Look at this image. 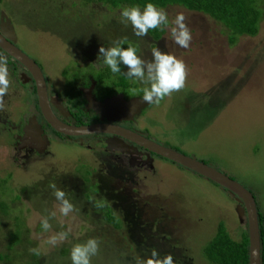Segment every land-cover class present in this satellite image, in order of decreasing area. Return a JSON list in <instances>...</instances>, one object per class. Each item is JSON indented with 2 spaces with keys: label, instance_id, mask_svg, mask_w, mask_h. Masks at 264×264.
<instances>
[{
  "label": "rangeland",
  "instance_id": "rangeland-1",
  "mask_svg": "<svg viewBox=\"0 0 264 264\" xmlns=\"http://www.w3.org/2000/svg\"><path fill=\"white\" fill-rule=\"evenodd\" d=\"M73 3L0 0V19L11 42L39 65L55 93L75 92L66 83L73 68L101 60L99 47H111L121 39L136 43L137 54L146 61L152 59L154 47L183 60L188 72L184 89L135 113V118L131 117L134 127L150 140L204 161L241 184L254 196L258 212L264 214V19L256 36L240 37L229 46L222 27L207 15L168 7L164 10L170 26L177 13L186 17L192 40L185 49L172 40L168 27L156 42L145 37L135 40L131 25L122 23L116 11L103 8L92 14ZM17 78L9 75L11 86L5 110L0 112V178L9 172L12 175L8 181L12 192L5 200L11 217L20 214L24 219L25 235L45 257V264H71V247L90 238L100 242L91 264H136L140 253L126 229L103 221L98 206L102 196L92 194L90 200L73 197L71 189L73 182L79 183L78 171L90 169L88 184L94 188V169L105 160L99 156L97 138L58 143L45 131L41 132V145L28 142L21 148L23 143L18 142L16 146L17 133L31 113L26 106L29 95ZM29 133L34 140L39 132ZM145 162L141 163V173L136 170L134 181L123 188L133 193L132 199L142 208L145 227L155 234L157 242L153 243L160 252L172 248L174 255L185 254L192 264H208L202 250L215 236L218 224L231 239L241 240L247 230L246 216L233 195L170 161L151 157ZM62 178L71 184L64 186ZM53 183L74 205L75 211L68 217L59 214L50 187ZM85 191L89 192L88 188ZM16 195H21L19 200H14ZM51 211L57 215L50 220L51 232L45 233L39 220ZM113 214L120 219L117 210ZM10 225L11 218L0 216V253H7ZM68 229L69 239L63 244L51 247L44 242L52 233ZM63 249L68 258L62 255Z\"/></svg>",
  "mask_w": 264,
  "mask_h": 264
},
{
  "label": "trees",
  "instance_id": "trees-1",
  "mask_svg": "<svg viewBox=\"0 0 264 264\" xmlns=\"http://www.w3.org/2000/svg\"><path fill=\"white\" fill-rule=\"evenodd\" d=\"M73 2L72 5H78V7L82 9L88 8L92 14L104 8L110 12L116 11L119 15L124 7L138 5L141 10H143L147 3H153L158 8L162 9L173 6L181 7L190 12L207 15L214 22L218 23L222 27V32L226 36L229 46H234L240 37L256 36L260 24L264 19V0H73ZM163 33L164 30L161 31L160 29L150 30L145 38L152 40V42H156L161 38ZM133 38L135 40L138 39V37ZM121 40L124 41L121 45L122 47L126 48L132 46L137 49L136 43L132 42L131 39ZM112 46H115V44ZM138 51L137 49V53ZM125 69L126 68L122 66V71H125ZM71 75L73 77L68 81V77ZM68 77H66V83L70 86V90H74L75 92L71 93V91H65L59 93L58 97L65 99L67 107L63 108L61 102H59L57 110L62 111L66 115H74L75 124L78 125L85 124L83 123L85 114L81 111L82 102L79 101L81 95L78 89L79 87L88 88L92 85V94L99 100L104 98L107 99L117 94L123 95L126 101L133 97L142 99L143 96L142 91H139V89L144 87L143 85H139L138 82H133L121 74H113L110 69L103 64L102 59L97 61L90 60L81 67L73 68V72H70ZM51 87V92L55 93L53 91L54 87L52 85ZM133 88H136L138 91L133 93L131 91ZM34 91L35 88L33 86L32 94L28 95L30 100H33L34 107L38 111L39 109ZM82 101L84 102V100ZM137 116L139 115H136V117ZM94 118L96 119L97 115H94ZM148 154L152 157H158L150 153ZM201 162L205 163L204 161ZM104 165L105 167L103 168L98 167L94 169V171H96L95 181H93L94 188L88 184L90 182L89 175H91L90 169L86 168L84 171H78L80 173L78 178L79 183L75 184L73 182V187L71 189L75 194L73 197L78 199L82 196L83 199L90 200V195L92 194L102 196L98 206L101 210L103 221L116 229H126L129 238L134 241L133 247L140 253L139 258L149 257L150 252L155 249L159 252L161 258L164 255L171 254L174 264H192L190 262L191 258L187 257L185 254L178 256L174 255L172 251L174 249L172 248L168 250L165 249L163 253L160 252L159 246L153 243L156 237L155 234L149 233L150 227H145L146 223L143 220L142 208L137 204L138 202L134 199L123 203L124 199L122 200L121 197L124 192H127L126 188H123V186L125 187L128 183L134 181L133 178L137 171H134L133 176L132 169H130L131 167H118L112 165L109 160ZM11 177L12 175L9 172L5 174V178H0V216L3 218H11L10 226L12 227L9 236L6 238L7 244L5 247L7 248V253H0V262L4 264H45L46 261L43 262L42 260V258H45L43 255L40 254L37 256L29 251V249L35 248L36 244L25 235L24 230L26 229L24 219L20 217V214L12 215L11 217V212L5 201L9 193L12 192L8 183ZM126 178L127 183L125 182ZM61 180L64 186L71 184L67 178H62ZM37 185L38 184H35V186ZM86 188H88L89 192L85 191ZM25 191L26 188L21 190L22 193ZM28 193L31 195L30 190ZM1 194L4 195L2 196ZM125 195L128 196L129 191ZM20 196L21 195L14 196V200H19ZM113 210H117L120 219L117 220V216L113 214ZM257 213L261 241L260 259L261 264H264V214H261L258 210ZM159 244L160 247L163 246V244ZM16 247L17 249L15 250ZM65 252L66 250L63 249L62 255L64 257L67 256ZM202 253L203 258L208 264H248L247 230L243 232L240 241H234L222 229V226L218 224L215 236L206 244Z\"/></svg>",
  "mask_w": 264,
  "mask_h": 264
},
{
  "label": "clouds",
  "instance_id": "clouds-1",
  "mask_svg": "<svg viewBox=\"0 0 264 264\" xmlns=\"http://www.w3.org/2000/svg\"><path fill=\"white\" fill-rule=\"evenodd\" d=\"M121 22L130 24L133 33L137 37L147 36L150 30L169 28L172 40L181 48L187 49L192 40L190 29L185 23L186 17L183 13H177L170 22L167 12L158 8L153 3H147L143 10L137 6L124 7L121 12ZM124 41L115 42V46L98 49V58L102 59L113 74H121L133 82L144 85L142 100L147 103H159L165 97L171 96L174 92L184 89L187 81V66L183 60L174 55L161 52L158 47L151 50L152 59L146 61L137 54L135 47H122ZM122 66L126 71H122ZM11 82L9 80L8 61L0 55V112L5 110V97L9 93ZM137 92L136 88L131 90ZM50 187L54 190L53 195L58 202L59 214L68 217L75 211L74 205L66 198V193L57 188L53 183ZM56 211H51L46 216H41L39 223L43 232L52 230L50 220L55 218ZM71 229L54 232L44 241L51 247H57L68 241ZM29 251L37 256L40 255L38 248H31ZM100 251V242L96 238H90L84 243H77L70 249L71 264H91L92 257ZM136 264H174L171 254L162 258L159 252L153 249L147 258H137Z\"/></svg>",
  "mask_w": 264,
  "mask_h": 264
},
{
  "label": "water",
  "instance_id": "water-1",
  "mask_svg": "<svg viewBox=\"0 0 264 264\" xmlns=\"http://www.w3.org/2000/svg\"><path fill=\"white\" fill-rule=\"evenodd\" d=\"M3 32V29H2ZM8 37V35L6 36ZM9 39V38H8ZM2 36L0 33V49L7 55L12 57L20 63L27 73L31 76L35 85V92L37 97V104L40 113L46 123L59 134L67 137L89 136L95 134H110L115 137L125 139L134 145L143 148L149 153L168 160L182 168H185L201 178L208 180L221 189L228 191L233 195L237 202L243 207V212L246 216L247 234H248V264H261L260 250V231L258 224V213L256 203L252 193L243 187L238 182L234 181L225 174L213 169L209 165L198 161L194 158L188 157L176 150L160 145L141 134L126 130L122 127L112 126L110 124H91L88 126H68L60 122L51 112L49 100L46 92L45 80L39 66L19 50L10 40ZM88 101L89 98H87ZM92 109L96 112H106L111 102H104V104L89 102ZM149 103L144 101L133 100L130 103H122L121 109L126 116H131L139 110L147 106ZM113 105V103L111 104ZM106 115V113H105ZM114 121V120H113ZM119 121V119H117ZM31 130L27 131L28 132Z\"/></svg>",
  "mask_w": 264,
  "mask_h": 264
},
{
  "label": "flooded vegetation",
  "instance_id": "flooded-vegetation-1",
  "mask_svg": "<svg viewBox=\"0 0 264 264\" xmlns=\"http://www.w3.org/2000/svg\"><path fill=\"white\" fill-rule=\"evenodd\" d=\"M2 29H3V32H2ZM0 33L2 34V36H4V38H6V39L9 38V33L7 32V26L1 21V19H0ZM7 35H8V37H6ZM8 40H10V38ZM0 55H3L7 58L9 75L17 76L18 77L17 83L19 84V86L24 85L25 87L23 89L26 90L28 94H32L33 86L35 88L34 81L32 80L31 76L27 73L25 68L20 63H18L16 60H14L12 57H10L5 52H3L1 49H0ZM40 70H41V68H40ZM41 72H42V70H41ZM42 75H43L44 80H45L46 92H47V97L49 100V106H50L51 112L56 117V119H58L63 124L71 126V127H73V126H78V127L79 126H88L91 124H101V123L110 124L112 126L122 127L126 130H129V131L141 134L142 136H145L142 132L140 133L134 127L135 122L133 121V119H131V117L133 118L135 113L133 115L127 117L126 114L120 110L122 103H130L133 100L140 101L139 99H141V98L133 97L132 99L126 101L123 95L117 94V95L111 96L107 99L104 98V99L99 100L95 97L94 94H92V87H93L92 85L88 88L79 87L78 89L81 92V95L79 97V101L82 102L81 111L85 114V117L83 119V123H85V124L78 125V124H75L74 115H72V114L66 115L62 111L57 110L59 102H61L63 108L67 107L65 104V99L59 98L58 92H56V93L51 92L52 87H51L50 81L48 80L47 77L44 76L43 72H42ZM35 96H36V92H35ZM87 96H88L90 101L87 100ZM36 99H37V97H36ZM82 100H84V102ZM92 101H94L95 103H99V104H104V102L108 101V103L111 102V104L113 103V105L110 104L108 106L109 108L106 112H102V113L99 112L98 113V112L94 111L92 109V106L89 104V102H92ZM26 106H27V110L31 108V110H28V112L31 111V113L26 115V119H25L24 123L22 124V131L17 133L18 134L17 138L19 141L16 142V146H19L18 142L23 143V145L22 144L20 145L21 148L26 147L28 142L30 144L37 142L39 145H41V140L39 141V139L41 138V132H42V134H44L45 131H47L48 133H51L54 137H56L58 143L59 142H77L78 140H82V139L87 140L88 136L67 137L63 134H59L54 129H52L46 123V121L43 119V117L40 113V110L37 111L35 109L34 102H33V100L32 101L30 100L29 96H28V101L26 103ZM37 106H38V104H37ZM105 113H106V115H105ZM94 115H97L96 119L94 118ZM136 115H138V114H136ZM28 119H30V120H28ZM117 119H119V121H117ZM86 122H88V123H86ZM35 129H38V132H39L38 135L36 136L37 138L35 137L36 139L30 140V138L33 137V133L27 134V131L28 130H35ZM27 135H29V136H27ZM89 136L94 140H96V138H97L96 145L99 148V153H101V154H99V156H101V155L105 156V160H102V162L99 163L101 168L105 167L104 164L109 160V162L112 165H116L118 167H124V166H126L127 168L131 167L130 169H132L133 176H134V171H136V170L139 173H141L140 168L143 166L141 164L142 162L146 163L145 161L151 160L152 156H150L148 154L149 153L148 151L144 150L141 147L134 145L133 143H131L125 139L118 138V137H115L114 135H110V134H95V135H92V136L89 135ZM26 138H28V139H26ZM86 147H87V149H89L88 148L89 146H86ZM103 151H105V153ZM33 152H35L37 154V152L35 150H33ZM120 177H121V175H120ZM125 182L127 183V178H126ZM120 184H122V183H120ZM126 193L127 192H124L123 196L121 197L122 200L124 199L123 203L129 202V201L135 199V198L132 199V197H134L131 195V194H133L132 192L129 191L128 196L125 195ZM130 195H131V197H130ZM159 217L160 216H156V218H159Z\"/></svg>",
  "mask_w": 264,
  "mask_h": 264
}]
</instances>
